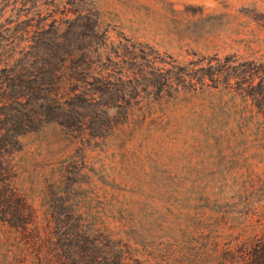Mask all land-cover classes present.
<instances>
[{
  "label": "rangeland",
  "instance_id": "374dc122",
  "mask_svg": "<svg viewBox=\"0 0 264 264\" xmlns=\"http://www.w3.org/2000/svg\"><path fill=\"white\" fill-rule=\"evenodd\" d=\"M80 8L81 30L97 19L94 40L107 37L99 64L116 77L123 66V99L108 110L120 122L104 134L50 122L21 137L17 182L41 228L53 206L82 210L142 264H170L179 250L181 264L214 230H239L226 218L253 233L264 221V111L234 86L189 90L182 74L227 56L236 72L264 75V0H0V30L25 36ZM26 247L0 227V258L22 264Z\"/></svg>",
  "mask_w": 264,
  "mask_h": 264
},
{
  "label": "trees",
  "instance_id": "16d2710c",
  "mask_svg": "<svg viewBox=\"0 0 264 264\" xmlns=\"http://www.w3.org/2000/svg\"><path fill=\"white\" fill-rule=\"evenodd\" d=\"M2 6L1 14L6 10ZM73 13L70 18L53 17L48 24L29 25L25 36L9 27L8 34L0 30V227L26 239L22 264H142L129 257L124 244L106 227L96 224L93 214L82 210L53 206L47 229H42L37 212L18 186L14 154L22 149L24 134L50 122L76 132L102 134L120 122L108 110L123 99L124 89L115 83L122 80L123 66L118 67L120 77H116L110 64H99L107 53L106 35L98 43L94 40L98 20L93 19L90 32H85L81 30L87 26L82 21L85 13L81 8ZM225 57L223 62L215 58L216 64L208 65L212 70L199 77L184 71L183 83L192 91L234 86L248 100L253 114L264 111V75L250 69L236 72V59L230 63ZM156 87L162 89L161 84ZM179 89V84L173 88ZM231 219L224 223L229 221V227L239 230H214L212 239L193 254H184L181 264H264V221L248 234ZM0 264L21 263L0 258ZM170 264H180V250Z\"/></svg>",
  "mask_w": 264,
  "mask_h": 264
}]
</instances>
